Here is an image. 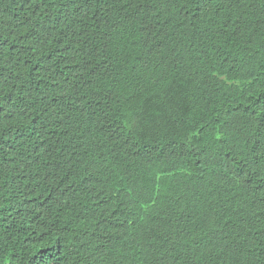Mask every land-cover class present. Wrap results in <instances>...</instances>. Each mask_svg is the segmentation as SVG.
I'll return each mask as SVG.
<instances>
[{"label": "trees", "instance_id": "trees-1", "mask_svg": "<svg viewBox=\"0 0 264 264\" xmlns=\"http://www.w3.org/2000/svg\"><path fill=\"white\" fill-rule=\"evenodd\" d=\"M264 0H0V264H264Z\"/></svg>", "mask_w": 264, "mask_h": 264}, {"label": "snow or ice", "instance_id": "snow-or-ice-1", "mask_svg": "<svg viewBox=\"0 0 264 264\" xmlns=\"http://www.w3.org/2000/svg\"><path fill=\"white\" fill-rule=\"evenodd\" d=\"M259 147L262 149V155H264V143H262L261 145H259Z\"/></svg>", "mask_w": 264, "mask_h": 264}]
</instances>
